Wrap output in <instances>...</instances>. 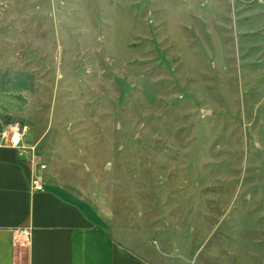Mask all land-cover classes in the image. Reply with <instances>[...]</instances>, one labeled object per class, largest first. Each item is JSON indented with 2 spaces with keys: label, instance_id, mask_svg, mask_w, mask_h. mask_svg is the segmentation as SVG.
Segmentation results:
<instances>
[{
  "label": "rangeland",
  "instance_id": "374dc122",
  "mask_svg": "<svg viewBox=\"0 0 264 264\" xmlns=\"http://www.w3.org/2000/svg\"><path fill=\"white\" fill-rule=\"evenodd\" d=\"M0 122L122 242L264 264V0H0Z\"/></svg>",
  "mask_w": 264,
  "mask_h": 264
},
{
  "label": "crops",
  "instance_id": "0c3cea01",
  "mask_svg": "<svg viewBox=\"0 0 264 264\" xmlns=\"http://www.w3.org/2000/svg\"><path fill=\"white\" fill-rule=\"evenodd\" d=\"M40 158L28 160L15 146L0 144V264L194 263L198 251L180 248L168 232H160L162 241L145 240L138 247L122 242L103 206L94 208L54 184L52 166ZM35 175L44 190L32 188ZM18 228L31 229L30 244L15 239Z\"/></svg>",
  "mask_w": 264,
  "mask_h": 264
},
{
  "label": "built area",
  "instance_id": "2783aa9c",
  "mask_svg": "<svg viewBox=\"0 0 264 264\" xmlns=\"http://www.w3.org/2000/svg\"><path fill=\"white\" fill-rule=\"evenodd\" d=\"M31 131L29 124L22 122H0V144H10L15 146L20 155L28 160H35L38 152L35 144L27 140V135ZM41 169L47 167L46 164H40ZM32 188L37 191L44 190V183L39 175H35L31 182ZM16 240L24 244H30L32 241V231L30 228H18L14 231Z\"/></svg>",
  "mask_w": 264,
  "mask_h": 264
}]
</instances>
